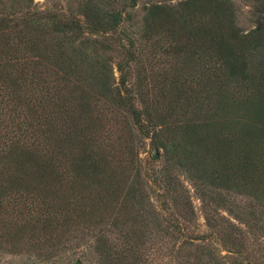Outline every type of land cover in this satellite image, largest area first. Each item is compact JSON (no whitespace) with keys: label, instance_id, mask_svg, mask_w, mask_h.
I'll return each mask as SVG.
<instances>
[{"label":"trees","instance_id":"obj_1","mask_svg":"<svg viewBox=\"0 0 264 264\" xmlns=\"http://www.w3.org/2000/svg\"><path fill=\"white\" fill-rule=\"evenodd\" d=\"M117 1L0 0V241L50 259L26 229L89 215L100 264H155L145 223L158 218L198 242L184 264H260L241 248L251 220L223 222L212 206L225 191L264 206V0L248 32L230 0L153 3L140 43L122 28L137 0ZM138 142L165 166L146 170ZM179 175L202 203L204 230ZM123 211L134 219L118 257L103 226Z\"/></svg>","mask_w":264,"mask_h":264},{"label":"rangeland","instance_id":"obj_2","mask_svg":"<svg viewBox=\"0 0 264 264\" xmlns=\"http://www.w3.org/2000/svg\"><path fill=\"white\" fill-rule=\"evenodd\" d=\"M69 0H34L41 6L46 5H58L66 7L68 6ZM180 0H137V6L130 9L131 19H127L122 28L125 33H127L132 39H135L136 43L142 42L139 39V32L141 30L143 16L145 14L146 8L153 3H166V4H176ZM123 1L118 0L116 7L121 8ZM234 8L235 22L244 31L248 32L255 28L256 26V15L255 9L259 0H230ZM16 6H21L17 5ZM17 7V8H18ZM128 16V15H127ZM147 44V51L150 50V44ZM144 47V46H143ZM149 142V141H148ZM138 147H140V157L143 158L144 163L142 166L146 170L159 171L163 166H165L164 160L162 158L156 160L159 157L157 152L147 145V143L138 142ZM175 173L179 174V168L174 166L172 168ZM145 174V170L142 171ZM147 176L142 177V183L146 186L147 191L151 192L155 187L150 185V181H147ZM180 179L186 182V175H179ZM106 177V181H108ZM149 179L154 180L152 177ZM115 178V184L117 183ZM122 183V181H121ZM187 183V182H186ZM190 189V194L192 196L193 205L196 212V217L199 224V230H204L205 226V213L202 210L201 201L199 200L197 194L193 191L192 187L187 183ZM213 210L218 208L215 215L224 218L221 221L226 222L229 219L232 220L237 225L238 219L234 218V214L240 215L245 219H250L253 227L247 232L246 237L242 240V250L245 256L249 258H257L260 264H264V206L257 201L256 198L248 196L247 194L236 192V191H225L217 192L213 195ZM229 210H232L230 213ZM111 211H107L104 215L105 221L110 222L108 215ZM126 213L123 211L118 214V224L115 226H109L104 224V228L110 231H106L107 236L114 240L117 244V251H119L121 257L124 251L125 239L124 235L132 229L134 215ZM129 214V215H128ZM89 217V215H88ZM88 217H82L77 215L59 216L54 219L52 223V228L50 230L45 229L41 233V226H34V223L26 229L25 232L26 239L28 242L39 241L44 242L45 249L49 248L50 253L53 256L50 259H44L37 255L33 251L31 253L21 252V253H11L6 249L7 242L1 239L0 241V264H75L78 260L81 264H100L99 256L96 252L95 244V230L93 223L87 222ZM92 222L96 223L92 220ZM102 221H100L101 223ZM165 224H161L158 218H151L149 222L145 223V231L148 234L146 248L148 251L152 252V258L157 257L155 264H184V260L190 258L189 262H193L195 256V248L198 244L197 241L190 243H183L182 237L178 234H169L165 231ZM197 228H195L196 230ZM194 227L187 231V234L193 235ZM33 237L29 239V237ZM28 237V238H27ZM25 240H20L22 245V250H26L28 242ZM231 246V244H230ZM30 250H33L30 247ZM226 254V251H223ZM50 256V255H49ZM121 259L118 260L117 264H120Z\"/></svg>","mask_w":264,"mask_h":264}]
</instances>
